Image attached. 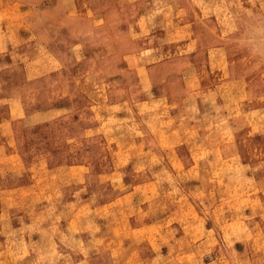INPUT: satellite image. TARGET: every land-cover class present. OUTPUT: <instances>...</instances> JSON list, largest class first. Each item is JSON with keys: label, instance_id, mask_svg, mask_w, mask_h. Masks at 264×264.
<instances>
[{"label": "rangeland", "instance_id": "374dc122", "mask_svg": "<svg viewBox=\"0 0 264 264\" xmlns=\"http://www.w3.org/2000/svg\"><path fill=\"white\" fill-rule=\"evenodd\" d=\"M0 264H264V0H0Z\"/></svg>", "mask_w": 264, "mask_h": 264}]
</instances>
